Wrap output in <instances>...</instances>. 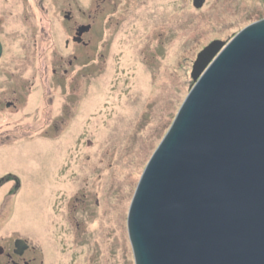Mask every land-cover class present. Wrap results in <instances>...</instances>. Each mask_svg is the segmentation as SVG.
Wrapping results in <instances>:
<instances>
[{
	"label": "rangeland",
	"instance_id": "1",
	"mask_svg": "<svg viewBox=\"0 0 264 264\" xmlns=\"http://www.w3.org/2000/svg\"><path fill=\"white\" fill-rule=\"evenodd\" d=\"M263 19L264 0H0V100L20 92L0 107V174L22 182L4 215L28 226L0 236L45 264H135L129 209L198 55Z\"/></svg>",
	"mask_w": 264,
	"mask_h": 264
},
{
	"label": "water",
	"instance_id": "2",
	"mask_svg": "<svg viewBox=\"0 0 264 264\" xmlns=\"http://www.w3.org/2000/svg\"><path fill=\"white\" fill-rule=\"evenodd\" d=\"M192 78L129 209L135 264H264V19L206 47Z\"/></svg>",
	"mask_w": 264,
	"mask_h": 264
},
{
	"label": "flooded vegetation",
	"instance_id": "3",
	"mask_svg": "<svg viewBox=\"0 0 264 264\" xmlns=\"http://www.w3.org/2000/svg\"><path fill=\"white\" fill-rule=\"evenodd\" d=\"M65 18L66 20H68V22L73 20L70 13L67 14ZM76 30H77L76 34L73 37L74 44L89 48L90 41L88 38L86 39V36L91 33L92 25H83L77 28ZM68 45L69 42H67V46ZM2 57L0 59V64L2 61ZM8 83L12 85L14 82L12 80L9 81ZM13 93L14 95H16L14 97L16 98L15 99L16 102H4L3 100H0L1 108L3 103L6 104V109L4 108V110H9L10 108L18 107L17 102L18 103L20 102L18 97V95H20V92L14 90ZM17 145H19V143H17ZM6 147L7 146L4 145V143H1L0 149ZM21 191H22V182L21 180L18 179L17 175H14L13 172L11 173L6 172L0 174V202H1L0 227L7 226L10 221L13 226L23 225L24 227H28L23 223V220L20 221L16 220L17 219L16 216L14 217V219H8L9 222L7 221V218H5V215L7 214V208L12 197L14 195L21 194ZM17 233L20 232L17 231L16 233L11 234L9 236H4V237L0 236V264H45L39 252L36 250L35 246L30 244V242L27 239L23 238L22 236H14L17 235Z\"/></svg>",
	"mask_w": 264,
	"mask_h": 264
},
{
	"label": "bare ground",
	"instance_id": "4",
	"mask_svg": "<svg viewBox=\"0 0 264 264\" xmlns=\"http://www.w3.org/2000/svg\"><path fill=\"white\" fill-rule=\"evenodd\" d=\"M0 43H1V46H2V54L4 53V48H3V45H2V42L0 41ZM122 213V212H121ZM120 213V214H121ZM111 219H112V217H111ZM100 226V229H101V227H102V225H101V221H95L93 224H92V229H97L98 227Z\"/></svg>",
	"mask_w": 264,
	"mask_h": 264
}]
</instances>
